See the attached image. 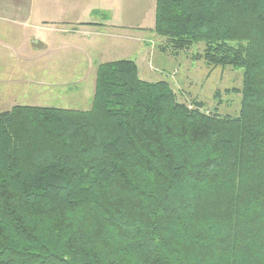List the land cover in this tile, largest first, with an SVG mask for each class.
<instances>
[{
  "label": "trees",
  "instance_id": "trees-1",
  "mask_svg": "<svg viewBox=\"0 0 264 264\" xmlns=\"http://www.w3.org/2000/svg\"><path fill=\"white\" fill-rule=\"evenodd\" d=\"M151 30L242 69L238 114L131 59L98 65L89 110L1 112L0 264H264V0H156Z\"/></svg>",
  "mask_w": 264,
  "mask_h": 264
},
{
  "label": "crops",
  "instance_id": "crops-1",
  "mask_svg": "<svg viewBox=\"0 0 264 264\" xmlns=\"http://www.w3.org/2000/svg\"><path fill=\"white\" fill-rule=\"evenodd\" d=\"M76 1L79 0H0V45L11 50L9 53L0 52V102L8 103L2 108L11 109L15 106L56 107L49 105V100L52 97L48 94V90L57 85L52 80L60 75L59 69L67 70L66 66L76 65L77 62L73 63L68 57V53L64 52L69 49L79 52L78 44L88 46V52L85 54L87 60L91 62L92 68L95 66L97 68L104 62L122 60L126 54L123 51L127 47L122 50L106 38H110L114 33H129L128 27L112 23L108 16L109 13L107 15L109 12L107 3L101 5L99 1L92 2L86 6L85 10ZM81 12L85 16L89 15L90 20H93L97 14V16H102L104 21H99L97 18L98 21H75V15ZM137 29L142 30L141 27ZM54 33L63 34L61 38L65 46L60 54L63 66L59 63L53 64L54 56L52 55L54 52L52 48L56 42L53 39ZM133 41L139 43L138 38ZM13 43L19 45L14 47ZM72 44L76 46L74 47ZM146 50V46L139 43L138 58ZM81 51L83 50L81 49ZM116 51L119 54L117 59L100 62V59L95 58L96 53L102 55L103 58H111L110 52ZM162 52L171 60L165 58L163 63L156 65L157 69L153 68V63L148 60L146 62L147 69H144L142 74L139 67L141 79L165 76L168 79L166 81L170 82L173 87L181 85L182 81L177 80L179 70L175 67L176 57L180 54L174 56L170 52L163 50ZM134 61L137 63L136 59ZM166 67L171 69H166ZM84 80L82 79V82ZM30 84L41 87V90L34 93ZM65 85H67L66 82ZM67 97L65 96L64 99Z\"/></svg>",
  "mask_w": 264,
  "mask_h": 264
},
{
  "label": "rangeland",
  "instance_id": "rangeland-1",
  "mask_svg": "<svg viewBox=\"0 0 264 264\" xmlns=\"http://www.w3.org/2000/svg\"><path fill=\"white\" fill-rule=\"evenodd\" d=\"M97 1L101 5H105L104 3L108 4L109 12H107V15L109 13L108 16L111 18L113 24L128 27L129 33H114L110 38H106L118 48H122V50L124 47H127L123 51L126 54L122 59H136L137 65L139 64L138 67L141 69V74L144 69H147L146 62L148 60L153 63V68L157 69L156 65L161 64V62L163 63L165 58L167 60L170 59L161 50V46L163 45L162 39L151 30L155 24L156 0H79L76 3L85 9L88 4ZM94 17L93 20H90L91 17L89 15L85 16L81 12L75 15V21H98L97 19L104 21V18L100 15L97 16L96 14ZM139 27L142 30L137 29ZM61 36L63 34H53V39L56 42L52 48L54 52L52 56H54V65L59 63L63 66L60 60V54L65 44ZM131 38L133 40L138 38L139 43H142L147 48L145 53L140 55L139 58L137 56L139 43L133 41ZM69 43L71 44L72 42L70 41ZM12 45L17 47L19 44L13 43ZM72 46L75 47L76 45L72 44ZM77 46L80 49L79 52H75L72 49L64 52L68 53V57L73 63L75 61L77 63L76 65L66 66L68 68L67 70L59 69L58 72L60 75L52 80L57 85L48 90V94L52 97L49 100V105L73 110H89L92 106L97 68L96 66L92 68L91 62L86 58L85 53L88 52V46L80 44ZM204 47L203 43L196 44L189 51H185L176 57L177 64L175 67L179 70L177 80H181L182 82L181 85L174 87L175 91L179 93L180 101L187 103L195 100L203 101L206 104V109L209 111H214L217 106L219 114L236 116L240 109L241 94L233 91L226 93L225 90L242 88L243 70L231 66L218 67L211 70L203 60L195 59V55L202 52ZM0 52L9 53L11 50L6 46L0 45ZM110 55L111 58H103L102 55L96 53L95 58L100 59L99 61L102 62L119 57L117 51L110 52ZM166 69L171 68L166 67ZM19 73L22 72L19 71ZM88 74H90L89 77H87ZM82 79L85 80L82 82ZM144 79L154 82L159 79L168 80L165 76ZM65 82L67 85H65ZM30 85L34 93L41 90L39 86ZM218 90L221 91V94L219 97H215ZM65 96L68 97L64 99ZM219 103L221 105H218ZM5 104L8 103L0 102V113L6 110V108H2Z\"/></svg>",
  "mask_w": 264,
  "mask_h": 264
}]
</instances>
